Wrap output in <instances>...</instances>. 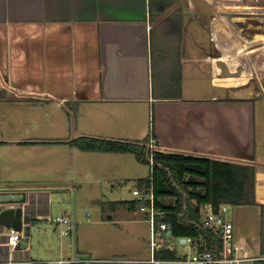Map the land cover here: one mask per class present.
I'll return each instance as SVG.
<instances>
[{
  "label": "crops",
  "instance_id": "1",
  "mask_svg": "<svg viewBox=\"0 0 264 264\" xmlns=\"http://www.w3.org/2000/svg\"><path fill=\"white\" fill-rule=\"evenodd\" d=\"M194 3L0 0L1 132L7 131L3 124L14 131L21 121L28 122L17 116L21 107L54 117L50 126L43 119L40 131L58 125L61 111L73 113L74 120L66 139L10 140L1 135L0 146L65 147L67 159H77L111 154L66 143L78 137L147 140V146L154 138L161 151L254 164L256 194L257 165L262 162L257 158L256 103L264 101V85L255 83L260 77L255 61L246 58L247 40L238 23L262 19L264 25V14L206 17L194 10ZM256 34L263 36L264 44V26ZM0 191H26L31 223H52L50 192L8 184ZM134 196L112 201V213H105L108 204L103 202L95 220L73 225L74 240L60 245L49 241L54 252H37L35 258L29 250V227L27 247L22 242L11 249L4 244L6 228L0 226V260L48 264L79 258L95 261L71 264H157L155 259L176 264L159 252L174 251L169 242L152 253L151 225L147 213L130 203L138 198ZM165 235L170 237L169 232Z\"/></svg>",
  "mask_w": 264,
  "mask_h": 264
},
{
  "label": "rangeland",
  "instance_id": "2",
  "mask_svg": "<svg viewBox=\"0 0 264 264\" xmlns=\"http://www.w3.org/2000/svg\"><path fill=\"white\" fill-rule=\"evenodd\" d=\"M196 2L193 6L194 10L202 12L206 17L217 13L219 17L225 19L228 12L264 14V0H233L231 4L228 1L218 0H210V2L196 0ZM262 22V19L251 21L244 19L238 23L242 36L247 40L246 47H243L244 51L248 52L246 58L250 60V63L252 59L255 61L256 74L260 77L255 79L257 85H264V44L261 40L263 36L254 35V33L263 30ZM258 25L260 28H250L258 27ZM242 77L243 71L240 68L239 79L241 80ZM27 109L21 107L17 116L21 120L26 117L28 122L21 121L20 128L14 131L9 128V125L3 124L2 128H6L7 131L2 133L0 130V137L5 135L4 138L10 140H44L60 136L59 139H66L72 132L70 127L74 124L73 113L70 112L67 115L61 111L58 125L40 131L38 126L43 123L42 120L46 118L45 120H48L46 124L50 126L51 122H55L54 117ZM256 109L257 158L262 161L257 165L258 203L231 206L228 215L234 222L237 241L252 244L255 250L260 246L259 239L264 216L262 208L264 205V154L262 152L264 151V101H258ZM41 148L38 146L35 148L0 146V186L5 184L12 187L31 186L51 193L52 223H43L39 226L35 223L29 225L31 242L29 250L33 252V258L37 252L50 253L51 248L47 246L49 241L60 245V243L66 244L74 240V230L67 236L61 235L64 225L58 224L57 218H68L73 225L80 221L95 220L101 214L100 206L103 202L108 204L105 213H112L110 205L112 201L135 198L133 190L136 188V179L148 177L151 170L149 164L139 162L132 153L96 154L77 159L70 156L67 159L64 153L67 150L65 147ZM79 154L83 153L79 151ZM45 229L48 230L45 231ZM5 230L9 232V228ZM162 242H169L176 252L177 259L190 257L193 253L192 249L184 248L178 238L164 235ZM51 251L54 252V250Z\"/></svg>",
  "mask_w": 264,
  "mask_h": 264
},
{
  "label": "trees",
  "instance_id": "3",
  "mask_svg": "<svg viewBox=\"0 0 264 264\" xmlns=\"http://www.w3.org/2000/svg\"><path fill=\"white\" fill-rule=\"evenodd\" d=\"M66 143L83 151L132 153L139 162L149 165L152 154L154 164L150 166L149 176L136 180L135 189L140 191L141 196L130 203L137 207H149L152 196L155 208L163 212L156 216L157 225L165 223L171 237H191L202 248L219 249L222 246L220 236L202 223L205 205L218 213L223 205L258 203L255 194L256 167L249 162L159 149L150 153L147 140L129 142L83 136ZM262 208L264 210V205ZM259 240L260 250L264 253V216ZM159 252H163L166 258L177 259L175 251L164 249Z\"/></svg>",
  "mask_w": 264,
  "mask_h": 264
},
{
  "label": "built area",
  "instance_id": "4",
  "mask_svg": "<svg viewBox=\"0 0 264 264\" xmlns=\"http://www.w3.org/2000/svg\"><path fill=\"white\" fill-rule=\"evenodd\" d=\"M154 138L150 139L148 144V149L152 153L156 147ZM150 166H153V156L150 154ZM134 195L137 197L141 196L138 189L133 191ZM229 205H223L218 213L214 212L209 205H205L203 208V218L202 223L204 226L212 229L217 235L222 239L221 248L215 247L214 249L202 248L197 240L191 237L182 238L181 243L184 248H190L193 253L190 257L184 259L168 260V262L176 264H264V253L261 252L260 246L257 250L254 249L252 244L241 243L236 239L235 227L233 221L228 217L230 212ZM140 211L147 213L148 220L151 225V237L150 246L151 251L154 254L155 251L160 250L163 247L162 237L167 232L171 234L169 227L165 223H160L157 225L156 216L163 214L154 206V199L150 197L149 207L140 206ZM56 222L58 224L64 225L61 229V234L67 236L73 229V224L68 218H57ZM5 245L8 248L16 249L20 246L22 242L27 239V234L25 232L16 231L14 229H9V232L5 235ZM155 263L161 264L164 261L152 259ZM92 259H79L74 258L70 260L60 259L57 261H51L48 264H71L73 262H84L90 263L94 262ZM33 263L31 260H15L9 258L7 260H0V264H30Z\"/></svg>",
  "mask_w": 264,
  "mask_h": 264
},
{
  "label": "water",
  "instance_id": "5",
  "mask_svg": "<svg viewBox=\"0 0 264 264\" xmlns=\"http://www.w3.org/2000/svg\"><path fill=\"white\" fill-rule=\"evenodd\" d=\"M28 203L26 191H0V226L25 232L32 220Z\"/></svg>",
  "mask_w": 264,
  "mask_h": 264
}]
</instances>
